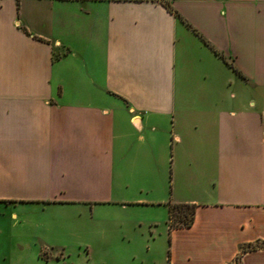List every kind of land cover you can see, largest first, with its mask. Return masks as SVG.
Returning <instances> with one entry per match:
<instances>
[{
  "label": "crops",
  "instance_id": "crops-1",
  "mask_svg": "<svg viewBox=\"0 0 264 264\" xmlns=\"http://www.w3.org/2000/svg\"><path fill=\"white\" fill-rule=\"evenodd\" d=\"M164 1L0 0L11 264H264V0Z\"/></svg>",
  "mask_w": 264,
  "mask_h": 264
},
{
  "label": "trees",
  "instance_id": "trees-1",
  "mask_svg": "<svg viewBox=\"0 0 264 264\" xmlns=\"http://www.w3.org/2000/svg\"><path fill=\"white\" fill-rule=\"evenodd\" d=\"M161 1L170 11H173L171 5L168 2L164 0ZM214 52L220 55L216 50H214ZM194 213H195L194 205L170 204L169 205V214L171 220L170 225L172 227H189L193 222Z\"/></svg>",
  "mask_w": 264,
  "mask_h": 264
},
{
  "label": "rangeland",
  "instance_id": "rangeland-1",
  "mask_svg": "<svg viewBox=\"0 0 264 264\" xmlns=\"http://www.w3.org/2000/svg\"><path fill=\"white\" fill-rule=\"evenodd\" d=\"M25 210L26 209L23 206H17V208L15 209V208H13V205L7 206V207H5L4 205H0V213L6 214L5 216H7V217L12 211H17V213H20V212H23ZM29 211H31V210H29ZM5 223H8V222L1 220L2 227ZM13 253L15 255H21V254H26L27 256L31 255V253H29V252H27V253L13 252ZM10 254H12V252H9V251L5 252V251L1 250L0 251V264H11V261H9ZM32 254H33V257H31V259L29 257H26L25 261H23L21 263L14 262L13 264H44L45 257L49 254V252H42L40 254L38 253V255H36V256H35V253H32Z\"/></svg>",
  "mask_w": 264,
  "mask_h": 264
}]
</instances>
